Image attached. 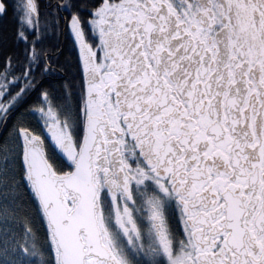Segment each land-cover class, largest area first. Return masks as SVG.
Instances as JSON below:
<instances>
[{
  "label": "snow or ice",
  "instance_id": "obj_1",
  "mask_svg": "<svg viewBox=\"0 0 264 264\" xmlns=\"http://www.w3.org/2000/svg\"><path fill=\"white\" fill-rule=\"evenodd\" d=\"M0 264H264V0H0Z\"/></svg>",
  "mask_w": 264,
  "mask_h": 264
}]
</instances>
